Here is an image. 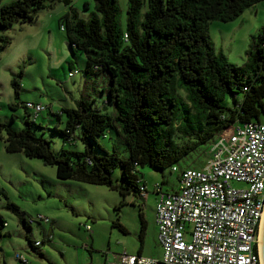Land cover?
I'll return each instance as SVG.
<instances>
[{
  "label": "trees",
  "instance_id": "obj_1",
  "mask_svg": "<svg viewBox=\"0 0 264 264\" xmlns=\"http://www.w3.org/2000/svg\"><path fill=\"white\" fill-rule=\"evenodd\" d=\"M70 1L58 0L66 6L59 17L60 28L69 48L85 55L86 73H107L108 84L101 92L114 105V114L100 112L92 106L93 99L85 97L76 100L75 107H61L54 114L58 118L65 114L64 126L58 131L70 143L79 139L83 148H61L56 153L48 139L30 128L29 114L33 112L23 102L24 128L14 129L0 120V139L6 150L55 166L57 178L104 185L122 197L131 194L141 200V210L140 186L145 182L136 173L138 165L160 170L170 166L172 171L180 157L202 142H212L231 122L259 121V114L264 113V24L251 38L242 66L229 62L222 52H214L208 32V20H232L259 0H128L123 29L116 0H94L96 12L87 20L76 17ZM143 3L146 8L141 11ZM49 5L47 0L0 4V29L30 22L40 8ZM11 84L16 96L20 82L14 77ZM109 127L124 138L126 157L99 145L98 136ZM117 166L121 168L120 183L111 175ZM8 206L15 209L13 203ZM140 215L137 253L145 231L142 212ZM19 219L28 230L27 214H19ZM114 225L125 231L119 222ZM25 237L32 249L42 243L29 232Z\"/></svg>",
  "mask_w": 264,
  "mask_h": 264
},
{
  "label": "rangeland",
  "instance_id": "obj_2",
  "mask_svg": "<svg viewBox=\"0 0 264 264\" xmlns=\"http://www.w3.org/2000/svg\"><path fill=\"white\" fill-rule=\"evenodd\" d=\"M9 1L0 0V4ZM93 1L71 0L76 17L89 19L96 12ZM127 2H115L122 29ZM47 4L50 5L40 8L30 22H15L0 29V120L14 129L24 128L23 102L39 101L45 107L35 117L29 111L30 128L48 139L56 153L61 148L81 150L83 144L79 139L74 138L70 143L58 131L64 126V112L59 118L54 114L61 107H75L76 100L85 97L89 101L93 99L92 106L100 112L113 115L114 105L106 102L105 92H101V87L108 84V75L101 70L99 75L86 73L85 55L69 48L59 25L65 4L58 0H47ZM145 8L143 3L141 11ZM263 24L264 0L247 6L232 20H208L214 52H222L229 62L242 66L250 40ZM69 70L77 72L69 76ZM14 77L20 82L16 96L11 84ZM261 99L264 103V96ZM227 102L232 104L229 97ZM10 104L16 106L12 108ZM258 119L264 122L263 112ZM103 134L97 139L103 149L114 150L120 157L128 155L124 138L113 127L105 129ZM209 141L198 144L174 162L177 171H170V166L160 170L138 165L136 173L144 179L147 192L140 210L139 198L128 193L122 197L104 185L57 178L55 166L37 157L24 156L20 151H8L0 139V264H81L85 261L108 264L121 249L137 253L140 212L145 222L140 253L158 256L160 250L153 220L154 186L159 182L161 190L178 187L180 168H200L208 157ZM120 170V166L111 170L113 180L118 183L121 182ZM10 203L15 209L8 206ZM19 214H27L30 219L28 230ZM37 215L47 220L37 221ZM116 221L125 231L114 225ZM27 232L42 243L30 248L25 237Z\"/></svg>",
  "mask_w": 264,
  "mask_h": 264
},
{
  "label": "built area",
  "instance_id": "obj_3",
  "mask_svg": "<svg viewBox=\"0 0 264 264\" xmlns=\"http://www.w3.org/2000/svg\"><path fill=\"white\" fill-rule=\"evenodd\" d=\"M26 107L36 115L45 105L27 101ZM209 145L200 168L178 172V187L154 186L159 255L121 249L108 264H262L258 235L264 212V122L233 121ZM171 170L177 171L174 164ZM140 191L145 197L144 184Z\"/></svg>",
  "mask_w": 264,
  "mask_h": 264
},
{
  "label": "water",
  "instance_id": "obj_4",
  "mask_svg": "<svg viewBox=\"0 0 264 264\" xmlns=\"http://www.w3.org/2000/svg\"><path fill=\"white\" fill-rule=\"evenodd\" d=\"M258 253L262 264H264V212L260 223L259 235H258Z\"/></svg>",
  "mask_w": 264,
  "mask_h": 264
},
{
  "label": "crops",
  "instance_id": "obj_5",
  "mask_svg": "<svg viewBox=\"0 0 264 264\" xmlns=\"http://www.w3.org/2000/svg\"><path fill=\"white\" fill-rule=\"evenodd\" d=\"M92 257V256H91ZM83 263H86V261L85 262H82L81 264H83Z\"/></svg>",
  "mask_w": 264,
  "mask_h": 264
}]
</instances>
